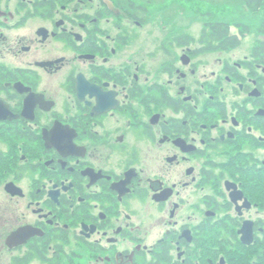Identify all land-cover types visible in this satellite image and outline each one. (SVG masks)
<instances>
[{"label":"flooded vegetation","instance_id":"1","mask_svg":"<svg viewBox=\"0 0 264 264\" xmlns=\"http://www.w3.org/2000/svg\"><path fill=\"white\" fill-rule=\"evenodd\" d=\"M174 19L0 0V264H264V35Z\"/></svg>","mask_w":264,"mask_h":264},{"label":"rangeland","instance_id":"2","mask_svg":"<svg viewBox=\"0 0 264 264\" xmlns=\"http://www.w3.org/2000/svg\"><path fill=\"white\" fill-rule=\"evenodd\" d=\"M242 0H149L151 29L152 33L163 32L161 20L175 18L178 20L180 29L198 34L203 29H208L207 25L217 24V22L230 25L233 32L238 28L242 32H248V37H243L240 48L234 51L235 59L243 57L252 50L255 42L262 38L260 29L264 17V9L261 14L249 12L242 5ZM155 24V25H154ZM159 25V27H158ZM241 26L243 28H241ZM142 36L148 34L141 32ZM264 159V157H263ZM5 264H9V259H3ZM34 264H43L36 261Z\"/></svg>","mask_w":264,"mask_h":264},{"label":"trees","instance_id":"3","mask_svg":"<svg viewBox=\"0 0 264 264\" xmlns=\"http://www.w3.org/2000/svg\"><path fill=\"white\" fill-rule=\"evenodd\" d=\"M242 5L245 6L249 12L255 13V14H261V11L264 9V0H242ZM209 28L216 30L219 34L221 39H223L222 43L225 42V40L228 39V35L231 30L230 25H226L224 23L217 22V24H210L207 25ZM261 34H264V17L262 21V26L260 29ZM232 41H234V46H237L239 44V41L234 38Z\"/></svg>","mask_w":264,"mask_h":264},{"label":"water","instance_id":"4","mask_svg":"<svg viewBox=\"0 0 264 264\" xmlns=\"http://www.w3.org/2000/svg\"><path fill=\"white\" fill-rule=\"evenodd\" d=\"M247 227L245 228V231H246ZM243 242L246 244V245H249V244H252L254 242V238H253V230H252V227H248V236L247 238H243Z\"/></svg>","mask_w":264,"mask_h":264}]
</instances>
